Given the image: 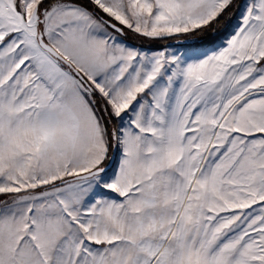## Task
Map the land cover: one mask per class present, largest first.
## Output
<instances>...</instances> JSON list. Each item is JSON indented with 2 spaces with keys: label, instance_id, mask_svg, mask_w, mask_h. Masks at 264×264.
<instances>
[{
  "label": "snow or ice",
  "instance_id": "6c2138e0",
  "mask_svg": "<svg viewBox=\"0 0 264 264\" xmlns=\"http://www.w3.org/2000/svg\"><path fill=\"white\" fill-rule=\"evenodd\" d=\"M0 264H264V0H0Z\"/></svg>",
  "mask_w": 264,
  "mask_h": 264
}]
</instances>
